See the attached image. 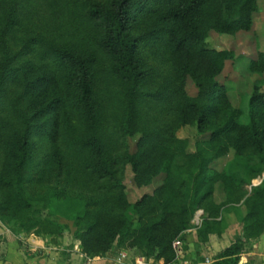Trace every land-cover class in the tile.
Instances as JSON below:
<instances>
[{
    "label": "trees",
    "instance_id": "trees-1",
    "mask_svg": "<svg viewBox=\"0 0 264 264\" xmlns=\"http://www.w3.org/2000/svg\"><path fill=\"white\" fill-rule=\"evenodd\" d=\"M257 11V0H0V223L52 244L69 231L88 258L173 264L197 210L198 244L234 214L240 229L211 264H238L264 234V94L254 85L242 123L216 80L234 51L206 39L249 32ZM248 70L264 73L263 52ZM193 125L189 151L177 132ZM128 172L137 188L160 184L130 203Z\"/></svg>",
    "mask_w": 264,
    "mask_h": 264
},
{
    "label": "rangeland",
    "instance_id": "rangeland-1",
    "mask_svg": "<svg viewBox=\"0 0 264 264\" xmlns=\"http://www.w3.org/2000/svg\"><path fill=\"white\" fill-rule=\"evenodd\" d=\"M258 11L253 15V25L249 32H238L235 35L227 34H218L215 32H209L206 39V44L208 48H213L216 50H232L234 51V59L227 61L225 63L223 72L216 78V80L227 86L228 88V97L232 106L238 108L241 111L240 121L242 123L248 122V101L249 96L252 92L254 85L260 87L261 92L264 94V73H250L248 70L249 60L254 59L256 54L260 51L264 53V0H257ZM186 91L190 96H194L196 89L193 84L188 80L186 84ZM177 137L180 139H186L189 142L188 150L194 151L195 144L197 140L200 139V135L197 132L196 126H186L181 128L177 132ZM135 138L129 141L131 151L134 149ZM232 151L228 155V159L231 158ZM226 158H224L225 160ZM218 161L216 164L211 165V168L217 169L220 168L223 164V161ZM258 179L261 182L262 178H257L252 181V185L258 183ZM160 177L154 179L152 184L148 187L137 188L134 186L132 181V175L128 172L124 179V184L126 186V193L130 203L137 201L143 194L150 192L153 188L160 184ZM216 195L219 197V186H216ZM219 198L216 199V202H219ZM228 222V229L221 238H213L212 246H215V249H223L229 245L232 240V235L239 231V223L234 216V214H229L226 216ZM7 232H10L8 228L3 226L0 223V249L4 250L5 243L3 240V235ZM195 234V233H194ZM189 235V234H188ZM191 235V234H190ZM24 238L34 236L35 238H40L45 246L53 247L54 250H57L59 253L66 251L68 247L73 248L76 245V250L80 252L78 243L75 242L72 238V235L69 231H65L61 239H57L56 244L50 243L52 237H42L35 236L33 234H22L19 235ZM18 237V236H17ZM187 240H190L189 238ZM186 240V241H187ZM260 242H264V234L259 238ZM182 242V247L187 246L192 251L201 248L202 244L196 242V236L191 240L190 243ZM20 243V242H19ZM24 246L25 243L23 242ZM181 247V248H182ZM202 251V250H201ZM114 252H126L131 256V251L129 250H114ZM81 253V252H80ZM118 256V255H117ZM243 260L239 259V263Z\"/></svg>",
    "mask_w": 264,
    "mask_h": 264
},
{
    "label": "crops",
    "instance_id": "crops-1",
    "mask_svg": "<svg viewBox=\"0 0 264 264\" xmlns=\"http://www.w3.org/2000/svg\"><path fill=\"white\" fill-rule=\"evenodd\" d=\"M190 234L187 235V239H190L187 243H190L195 235L194 232ZM213 238L219 239L210 236L209 241L201 245L202 251L200 248L192 251L187 246L182 247L173 264H205L206 259L213 261L216 253L222 250L212 246ZM3 240L5 248L0 249V264H119L118 252L114 250L102 258H88L76 250V245L59 253L55 248L45 246L40 238L34 236L22 239L21 236L7 232L3 235ZM240 259L243 260L241 264H264V242L259 239L253 242L250 250L242 254Z\"/></svg>",
    "mask_w": 264,
    "mask_h": 264
},
{
    "label": "built area",
    "instance_id": "built-area-1",
    "mask_svg": "<svg viewBox=\"0 0 264 264\" xmlns=\"http://www.w3.org/2000/svg\"><path fill=\"white\" fill-rule=\"evenodd\" d=\"M260 183L258 179V183L253 185H258ZM203 217V211L197 210L193 216V219L191 220L192 229L187 231V233L194 232L198 227H200ZM172 247L176 253V257L179 255L182 247V241L180 239H176L172 243ZM117 262L119 264H165L163 261H154L153 259L145 260L143 257H134L129 256L126 252H119L117 256ZM212 261L209 259L205 260V264H211Z\"/></svg>",
    "mask_w": 264,
    "mask_h": 264
},
{
    "label": "water",
    "instance_id": "water-1",
    "mask_svg": "<svg viewBox=\"0 0 264 264\" xmlns=\"http://www.w3.org/2000/svg\"><path fill=\"white\" fill-rule=\"evenodd\" d=\"M239 264H241V263H239Z\"/></svg>",
    "mask_w": 264,
    "mask_h": 264
},
{
    "label": "clouds",
    "instance_id": "clouds-1",
    "mask_svg": "<svg viewBox=\"0 0 264 264\" xmlns=\"http://www.w3.org/2000/svg\"><path fill=\"white\" fill-rule=\"evenodd\" d=\"M213 262V261H212Z\"/></svg>",
    "mask_w": 264,
    "mask_h": 264
}]
</instances>
